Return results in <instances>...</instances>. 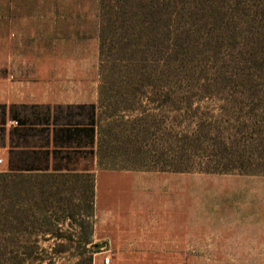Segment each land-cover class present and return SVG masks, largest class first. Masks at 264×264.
<instances>
[{
	"label": "rangeland",
	"instance_id": "374dc122",
	"mask_svg": "<svg viewBox=\"0 0 264 264\" xmlns=\"http://www.w3.org/2000/svg\"><path fill=\"white\" fill-rule=\"evenodd\" d=\"M3 71L0 264H264V0H0ZM80 101L96 154L9 170Z\"/></svg>",
	"mask_w": 264,
	"mask_h": 264
},
{
	"label": "trees",
	"instance_id": "16d2710c",
	"mask_svg": "<svg viewBox=\"0 0 264 264\" xmlns=\"http://www.w3.org/2000/svg\"><path fill=\"white\" fill-rule=\"evenodd\" d=\"M79 108L89 109L90 115L86 121L61 122L58 117H52L49 113H45L42 119L21 118L15 113H10L9 117L16 119L23 128L21 136H26L28 131H32L33 136L38 133L44 134L45 144L38 145L34 141L15 143L14 140H10L9 170L18 172L31 170L67 176L75 170L67 167L73 155H79L86 149L89 153L96 154L94 150L98 122L96 106L81 104ZM38 126H42L40 130L37 129ZM27 158L31 160V164L27 163ZM63 161L66 162L62 163ZM77 171L89 172V169L84 168ZM90 243L92 240L88 239L86 244Z\"/></svg>",
	"mask_w": 264,
	"mask_h": 264
},
{
	"label": "crops",
	"instance_id": "0c3cea01",
	"mask_svg": "<svg viewBox=\"0 0 264 264\" xmlns=\"http://www.w3.org/2000/svg\"><path fill=\"white\" fill-rule=\"evenodd\" d=\"M80 104H88L86 101H80ZM0 107L3 111V116L5 117V109H6V76L4 71L0 75ZM2 126H6V122H2ZM6 152L10 150V144H6Z\"/></svg>",
	"mask_w": 264,
	"mask_h": 264
},
{
	"label": "built area",
	"instance_id": "2783aa9c",
	"mask_svg": "<svg viewBox=\"0 0 264 264\" xmlns=\"http://www.w3.org/2000/svg\"><path fill=\"white\" fill-rule=\"evenodd\" d=\"M1 162H2V160L0 159V163H1ZM109 261H110V257H106V258H105V262H106V263H109Z\"/></svg>",
	"mask_w": 264,
	"mask_h": 264
}]
</instances>
